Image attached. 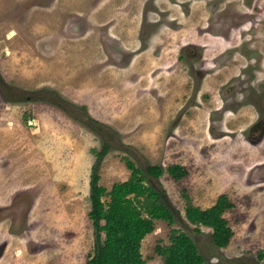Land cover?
<instances>
[{
	"label": "rangeland",
	"instance_id": "obj_1",
	"mask_svg": "<svg viewBox=\"0 0 264 264\" xmlns=\"http://www.w3.org/2000/svg\"><path fill=\"white\" fill-rule=\"evenodd\" d=\"M147 1L0 0V264L86 263L94 245L90 175L104 141L111 150L99 184L107 190L128 179V158L142 169L186 170L181 180L158 179L182 220L185 196L201 209L221 194L233 205L223 214L233 231L225 248L214 247L209 227L156 220L141 242L145 264H163L154 248L170 243L172 228L188 234L207 262L264 264V123L258 140L249 137L262 122L261 103L250 95L238 112L212 113L223 98L251 89L223 84L246 64V29L232 33L230 50L213 49L211 57L225 58L224 75L202 71V50L185 46L193 36L165 25L178 18L175 1L151 0L152 10ZM202 9L193 12L204 28ZM257 23L259 51L248 52L260 58L264 85V21ZM2 93L30 99L6 102ZM89 118L102 127H87Z\"/></svg>",
	"mask_w": 264,
	"mask_h": 264
},
{
	"label": "trees",
	"instance_id": "obj_2",
	"mask_svg": "<svg viewBox=\"0 0 264 264\" xmlns=\"http://www.w3.org/2000/svg\"><path fill=\"white\" fill-rule=\"evenodd\" d=\"M49 94L53 95L50 98L52 104L59 105L56 99L60 96L52 91ZM28 96L18 94L9 99L2 93L6 102L14 103L26 102L30 99ZM93 125L102 127L99 122L89 118L86 126L93 129ZM109 150L111 147L104 141L100 151L95 154L97 159L90 175L91 209L88 217L93 228L94 245L85 264H145L140 252L141 242L153 231L154 221L173 225L182 220L179 210L168 201L158 179L167 173L177 181L187 172L175 164L166 168L147 165L142 169L124 158L125 166L130 171L128 179L113 183L107 190L99 184V165ZM185 200L182 220L185 226H194L195 232H199L201 226L211 228L214 247L225 248L233 236L231 227L223 217L233 207L227 196L219 195L215 203L205 209L192 205L187 196ZM169 241L167 246L156 245L154 248L163 257V264H217L207 262L193 239L179 229H171Z\"/></svg>",
	"mask_w": 264,
	"mask_h": 264
},
{
	"label": "flooded vegetation",
	"instance_id": "obj_3",
	"mask_svg": "<svg viewBox=\"0 0 264 264\" xmlns=\"http://www.w3.org/2000/svg\"><path fill=\"white\" fill-rule=\"evenodd\" d=\"M172 1H175V5L178 9V18L169 19L166 21V26L169 29L179 30V32H184L186 30L187 34L190 36H193V39H188L190 42H193V45H191L190 42L186 43L185 46L187 49L191 47L194 51L198 52V49L202 50V54H199V61L200 65L199 68L202 71H221V74H225L226 66L222 65L225 62V58L220 56H214L213 55V49L216 44H222L227 45L226 49L230 50L229 46V37L232 35L233 32H242L241 37H245L248 35L249 39L246 40L247 43L241 42V45L245 48L246 55L244 60L246 61V64L242 66V70H240L237 74L233 75L231 80H234L235 82H232L231 80L228 82H225L223 84H230V86H237L238 84L243 85L247 84L248 88L251 87V89H247L246 93L244 94L241 91H236L237 93L233 95V97L230 98V96H227L226 99H222V105L216 109L213 110V114L219 115L221 118L226 114V112H229L231 110H236L238 112L240 105L244 104L246 99L250 97V95L253 98H256L260 101L261 107V117L262 122L264 123V85L260 82H257V74L259 72L258 68L261 69L260 58H252L251 53L253 51H259L258 46L256 45V37L257 35L255 32H257L256 25L258 24L257 21H264L262 17H264V0H242L243 3L246 6H250V10H242L240 12H237V10H232V4L236 3L237 0H168L169 3ZM148 4V10H152L154 5L152 4L151 0H148L146 2ZM145 4V5H146ZM224 4V7L222 8L221 5ZM202 5V10L207 12V25L202 28L198 24L199 12L194 11L193 7ZM234 6L236 4H233ZM260 8V10L263 12L261 14H258L257 9ZM190 13L191 20H188L187 14ZM162 17H164V14L161 13ZM187 16V17H186ZM250 24V25H249ZM248 26V27H247ZM150 27V25H148ZM154 28V27H153ZM146 29V27H145ZM190 33V34H189ZM205 35V36H202ZM218 36L220 38L219 42L217 43L214 37ZM196 41V42H195ZM196 45L194 46V44ZM199 42H203L200 44ZM247 45V46H246ZM184 47H181V49ZM248 49L249 50L248 52ZM251 52V53H250ZM231 52L229 51V54ZM234 53V52H233ZM136 56V55H134ZM232 53L228 57L229 60H232ZM195 60L198 59L194 57ZM258 66V67H257ZM213 74V73H211ZM206 76V75H205ZM210 76V75H207ZM239 77V78H237ZM260 79V78H259ZM244 80V81H242ZM209 81H206V83ZM245 82V83H243ZM262 85V87H260ZM255 89H254V88ZM253 88V89H252ZM255 91V92H254ZM237 103V105H235ZM257 123V122H256ZM255 123V124H256ZM250 134V133H249ZM250 137V135H249Z\"/></svg>",
	"mask_w": 264,
	"mask_h": 264
},
{
	"label": "bare ground",
	"instance_id": "obj_4",
	"mask_svg": "<svg viewBox=\"0 0 264 264\" xmlns=\"http://www.w3.org/2000/svg\"><path fill=\"white\" fill-rule=\"evenodd\" d=\"M190 34V33H189ZM258 130V134L257 135H252V132L254 131H257ZM262 130H263V122H260L259 124L256 123L253 125V127L251 128V131H250V137L252 140H258L259 137L261 136L262 134Z\"/></svg>",
	"mask_w": 264,
	"mask_h": 264
}]
</instances>
